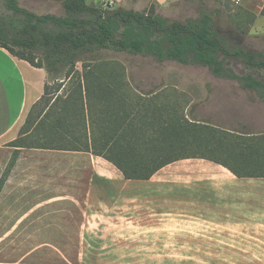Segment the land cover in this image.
<instances>
[{
	"label": "trees",
	"instance_id": "trees-1",
	"mask_svg": "<svg viewBox=\"0 0 264 264\" xmlns=\"http://www.w3.org/2000/svg\"><path fill=\"white\" fill-rule=\"evenodd\" d=\"M2 1L0 46L47 75L65 69L56 87L44 83L18 135L7 142L12 163L23 148L71 150L101 156L125 179H149L163 166L191 157L219 163L238 177L264 176V134L229 132L196 120L182 97L165 87L133 86L123 66L83 58L105 49L206 66L215 77L253 91L264 104V52L241 46L238 37L244 28L235 26L239 35L221 30L206 10L181 22L154 13L153 5L140 12L62 0L60 16L36 14L17 0ZM231 58L249 70L238 74ZM65 79L72 81L60 93ZM6 178L4 172L0 184Z\"/></svg>",
	"mask_w": 264,
	"mask_h": 264
},
{
	"label": "crops",
	"instance_id": "crops-1",
	"mask_svg": "<svg viewBox=\"0 0 264 264\" xmlns=\"http://www.w3.org/2000/svg\"><path fill=\"white\" fill-rule=\"evenodd\" d=\"M47 77L0 46V149L10 148ZM56 151L105 162L92 163L105 176L90 179L85 190L77 255L56 264H264V176L238 177L191 157L172 162V178L156 177L169 163L149 179H125L101 156Z\"/></svg>",
	"mask_w": 264,
	"mask_h": 264
},
{
	"label": "rangeland",
	"instance_id": "rangeland-1",
	"mask_svg": "<svg viewBox=\"0 0 264 264\" xmlns=\"http://www.w3.org/2000/svg\"><path fill=\"white\" fill-rule=\"evenodd\" d=\"M17 1L21 7L39 15H64L62 0ZM87 2L103 9L124 8L140 12H148L149 6L153 5L154 13L181 22L206 10L221 30H233L239 35L235 26L245 29L244 34L239 31L241 46L249 51L264 52L263 0ZM4 11L0 0V13ZM36 56L40 57L38 53ZM83 58L88 63L110 61L123 66L133 86L139 85L142 89L154 85L165 87L173 96L182 97L186 110L194 111L193 116L214 127L233 132L230 130H242L245 126L255 135L264 134L261 100L253 91L241 88L235 80L215 77L206 66L184 65L174 60L158 62L151 56L105 49L86 53ZM230 66L238 74L249 70L242 61L234 58L230 59ZM75 68L81 71V63L77 62ZM64 72L65 69L48 75L51 88L63 80ZM260 76L264 78V70H260ZM71 81L65 79L59 92L63 93ZM11 151V148L0 149V178L4 172L7 175L5 182L0 184V264H56L64 263V257L73 260L78 252L73 242L78 241L80 211L88 182L105 176L92 163L102 160L91 154L80 156L51 149L23 148L12 163ZM78 165L82 168L74 167ZM175 168L176 163H172L156 177L172 178ZM16 172L20 173L14 176ZM119 189L125 191L126 185Z\"/></svg>",
	"mask_w": 264,
	"mask_h": 264
}]
</instances>
